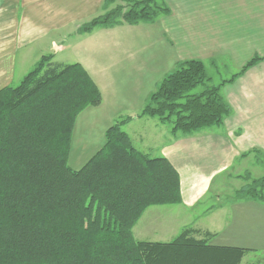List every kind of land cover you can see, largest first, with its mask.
<instances>
[{
	"label": "trees",
	"instance_id": "obj_1",
	"mask_svg": "<svg viewBox=\"0 0 264 264\" xmlns=\"http://www.w3.org/2000/svg\"><path fill=\"white\" fill-rule=\"evenodd\" d=\"M108 4L114 6L79 31L152 22L168 11L156 0ZM261 59L254 56L216 85H208L203 62L183 60L141 115L170 121L173 134L219 125L231 112L221 86ZM198 85L201 91L189 93ZM100 102L80 63L60 64L51 55L41 56L17 85L0 88V264H240L252 248L209 244L192 227L167 242L134 238L132 228L147 207L181 203L180 180L163 155L132 145L123 121L105 130L103 145L81 167L68 165L77 115ZM245 192L264 199V176Z\"/></svg>",
	"mask_w": 264,
	"mask_h": 264
},
{
	"label": "crops",
	"instance_id": "obj_2",
	"mask_svg": "<svg viewBox=\"0 0 264 264\" xmlns=\"http://www.w3.org/2000/svg\"><path fill=\"white\" fill-rule=\"evenodd\" d=\"M83 3L82 16L93 12L94 7L104 5V0H0V88L10 84L16 61L20 63L22 54L23 61L27 59L33 42L51 33L57 34L69 22L76 20V13L81 11ZM162 5L168 11L159 13L147 28L155 26L159 34L160 48L154 63L160 61L161 54L169 65L167 68L178 66L179 62L187 59L200 60L209 77L208 85H216L229 79L254 56L263 59L221 86L220 93L231 112L215 128L209 126L187 135L173 134L171 128L162 130L158 121L143 115L147 118H142L140 122L139 136L147 146L141 152L148 155V152H154L152 156L163 155L176 169L181 196V203L176 205L184 211H193L206 196L211 195L216 206H208L202 214H219L221 225L214 222L217 216H209L208 222L212 227L222 229L216 231L218 237L228 240L217 244H240L249 248L264 245V199L251 197L242 188L211 190L214 180L228 173L239 161L248 158L254 164L264 165V0H162ZM139 24L124 23V49L134 39L129 36ZM112 29L114 26L94 27L92 32H87V36L77 40V45L96 44ZM147 29H141L139 33H147ZM80 34L83 35L82 32ZM62 42L61 38H51V46H54L56 53L63 49ZM83 61L78 63L98 87L102 103L103 86L94 79V75L105 76L106 72L102 68L96 71L94 63L88 62L86 65ZM146 67L142 58L124 62V75L129 76L133 72L143 75ZM220 70H226V74L231 75L221 77ZM126 75L124 81L128 77ZM217 77L219 81L212 84ZM136 78L142 79L140 75ZM148 81L151 82L150 77ZM151 83L155 84V81ZM108 124L100 128L102 138L97 136L91 139L82 138V132L77 136L74 126L72 133L82 145L73 161L80 158L85 150L94 148L97 151L103 145L105 130L110 126ZM130 140L132 142L131 137ZM244 153L246 155H242ZM239 171L232 176L242 177ZM223 196L238 198L223 202L220 201ZM156 206L147 207L143 213ZM143 213L132 228L134 238L135 230L141 236L137 240H147L143 231V226H146ZM206 231L215 232L213 229Z\"/></svg>",
	"mask_w": 264,
	"mask_h": 264
},
{
	"label": "rangeland",
	"instance_id": "obj_3",
	"mask_svg": "<svg viewBox=\"0 0 264 264\" xmlns=\"http://www.w3.org/2000/svg\"><path fill=\"white\" fill-rule=\"evenodd\" d=\"M156 2L160 5L162 4V0H156ZM113 6L114 4H108L104 7L103 4H100V6H97L96 8L94 7L93 12H89L82 16L84 3L81 4V11L76 13V20L69 22L66 27L57 31V34L51 33L34 41L31 46L32 50L27 53L28 56L26 55L27 59L25 61H23L22 54V60L20 63H17L16 61L15 74L9 85H17L21 78L33 69L43 55L52 54V61H57L60 64L74 63L83 60L86 65H88V62L94 63L97 67L95 68L96 71L99 70V68H102L106 72L105 76L99 77L94 75V79L99 82V85L102 84L103 86L102 91L104 99L102 103L100 102L101 104L87 106L85 111H82L77 115L74 123L77 136L82 132V138L91 139L96 138L97 136L102 138V130H100L102 126L104 127L108 123L112 125L116 122L123 121L121 129L128 132L132 139V145L141 151L147 146L144 140L141 142L139 136L141 130L140 122L142 118H147L141 115V110L147 103L150 94L159 85L161 79L168 73L174 71L177 66L167 68L169 65L162 57V54L160 55V61L154 63L156 62L154 57L158 54L157 51L159 52L160 39L155 26L152 27V29H147L151 22H140V26L134 30L135 32L132 36H129L134 39H131L132 41L125 49L124 46H122V44L124 45V23L115 25L114 29L109 31V35L102 36L98 43L78 46L77 40L87 36V32H84L83 35L80 34V31L78 30L79 27L90 21L92 18L104 14ZM77 7L78 5L76 4L75 8ZM157 17L153 20L155 21ZM92 29L89 32H92ZM141 29H147V33L140 34L139 32ZM51 38H61V40H63V49L58 53H56L54 46H51ZM104 45H107V47ZM136 58H142L147 64V69L143 75L142 73L137 74L134 72L129 76L125 74L126 77H128L124 81V62H129L130 60L133 62ZM160 62H162V65ZM164 62L166 63L164 64ZM225 71L226 70H220L222 73L221 77L231 75L226 74ZM138 75L142 78L141 80H137L136 76ZM157 76L160 78L157 79ZM148 77H150L151 82L155 81V84L149 82ZM217 78L214 79L212 84H216L219 81L220 78ZM202 88V85H198L190 90L189 93H197L201 91ZM134 117H141V119L136 120L133 119ZM152 118V120L159 122L162 130H168L171 128L170 121H159L157 117ZM213 127L215 128V125H213ZM72 134L73 136L71 135V144L68 154V165L75 169L85 163L88 158L96 152V150H94V148L85 150L80 158L73 161L74 157H76V153L80 150L79 146L82 145V143L77 142L76 136H74V133ZM157 138L160 139L159 137ZM160 140L163 139L161 138ZM148 153L150 156L154 155V152ZM239 162L240 163H237L233 169L228 171L230 175L224 173L214 180L211 189L212 191L217 188H223L225 190L242 188V190L245 191L251 186L253 179L264 176V165L254 164V161L248 158ZM238 169H240L239 173L242 177L235 178L232 174L237 173ZM233 198L237 199L238 197L231 198L223 196L220 198V201L226 202ZM218 203L220 202L218 201ZM210 205L215 207L216 203L211 195H208L194 208L193 211L186 212L176 204L158 205L153 207L155 209L149 208L143 213V220H145L144 223L146 224L145 227L143 226L144 235L147 237V240L167 242L172 240L184 228L192 227L196 229L200 228L193 232V236L197 239H205L209 244L228 241L227 238L218 237L217 234H215L216 231H221L222 229L212 227L208 222L209 216L210 218L211 216L214 218L217 216V220L214 222L221 225V220L219 218L220 215L216 213L202 214V211ZM206 229H213L215 232H210L212 234L205 237ZM139 237L141 236H139L138 231L135 230V238L138 239ZM233 245L249 247L240 244ZM240 264H264V245L249 249L243 255Z\"/></svg>",
	"mask_w": 264,
	"mask_h": 264
}]
</instances>
